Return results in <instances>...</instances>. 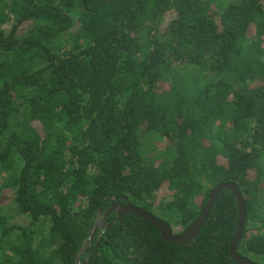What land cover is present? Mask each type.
<instances>
[{"label":"trees","instance_id":"obj_1","mask_svg":"<svg viewBox=\"0 0 264 264\" xmlns=\"http://www.w3.org/2000/svg\"><path fill=\"white\" fill-rule=\"evenodd\" d=\"M0 180V264H236L230 190L110 212L228 183L264 264V0H0Z\"/></svg>","mask_w":264,"mask_h":264},{"label":"water","instance_id":"obj_2","mask_svg":"<svg viewBox=\"0 0 264 264\" xmlns=\"http://www.w3.org/2000/svg\"><path fill=\"white\" fill-rule=\"evenodd\" d=\"M225 190H230L234 193V195L236 196L237 202H238V206H239V222L237 226L236 237L234 238L232 245H231L230 257L235 261L236 264H255L254 262H250L242 258L237 253V247L241 241L244 227H245L246 205H245L243 196L241 195V193L238 190V187L234 183L223 184L219 186L217 189H215L211 193L209 203L206 209L204 210V212L202 213V215L200 216V218L191 227H189L187 230H185L180 235H174L171 227L165 221L159 220L158 218L147 213L146 211L133 207L131 205L115 206L110 212L111 213L115 212L118 215L119 218L117 219V221L121 220L126 215L139 216L142 219L156 226L159 229L163 239L166 240L167 242L172 243V244H187L199 234L200 230L204 226L205 220L207 219V216L211 208L213 207L216 199ZM99 226L100 225H97L95 227L94 233ZM111 226L112 224H108L106 229L103 231V233L107 231ZM93 238H94V235H92L89 241L92 240ZM79 263L80 262L78 261L77 264Z\"/></svg>","mask_w":264,"mask_h":264},{"label":"rangeland","instance_id":"obj_3","mask_svg":"<svg viewBox=\"0 0 264 264\" xmlns=\"http://www.w3.org/2000/svg\"><path fill=\"white\" fill-rule=\"evenodd\" d=\"M151 141H152V140H151V138H150L149 143H150ZM149 143H145V145H146V153H148V150H149ZM154 144H155L158 148H162V147L165 146V143L162 142V141H159V140L155 141ZM0 182H1V180H0ZM164 195H165V193H162V194L160 195L159 199H162V197H163ZM10 213H11V212H10ZM10 213H9V214H10ZM11 215H13V212L11 213ZM12 217L15 218V219H14L15 223H19V224H26V223H28V218L25 217V216L18 217V215H14V216H12Z\"/></svg>","mask_w":264,"mask_h":264},{"label":"flooded vegetation","instance_id":"obj_4","mask_svg":"<svg viewBox=\"0 0 264 264\" xmlns=\"http://www.w3.org/2000/svg\"><path fill=\"white\" fill-rule=\"evenodd\" d=\"M102 227V226H101Z\"/></svg>","mask_w":264,"mask_h":264}]
</instances>
